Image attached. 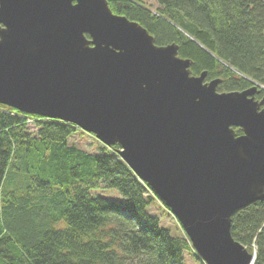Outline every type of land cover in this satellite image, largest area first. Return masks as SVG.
Here are the masks:
<instances>
[{
	"label": "water",
	"instance_id": "1",
	"mask_svg": "<svg viewBox=\"0 0 264 264\" xmlns=\"http://www.w3.org/2000/svg\"><path fill=\"white\" fill-rule=\"evenodd\" d=\"M206 76L107 0H0V105L119 146L202 263L255 264L231 227L264 202V89Z\"/></svg>",
	"mask_w": 264,
	"mask_h": 264
},
{
	"label": "trees",
	"instance_id": "2",
	"mask_svg": "<svg viewBox=\"0 0 264 264\" xmlns=\"http://www.w3.org/2000/svg\"><path fill=\"white\" fill-rule=\"evenodd\" d=\"M107 2L156 45L176 44L192 75L221 79L220 93L264 88V0H157L156 11L144 0ZM79 131L93 137L0 105V264H185V253L204 264L185 233L172 236L153 215L172 214L121 159L119 146L94 137L98 152L91 153L69 143ZM101 184L123 199L93 197ZM231 233L264 264V202L236 212Z\"/></svg>",
	"mask_w": 264,
	"mask_h": 264
},
{
	"label": "rangeland",
	"instance_id": "3",
	"mask_svg": "<svg viewBox=\"0 0 264 264\" xmlns=\"http://www.w3.org/2000/svg\"><path fill=\"white\" fill-rule=\"evenodd\" d=\"M146 6L151 11H156L159 7V4L157 0H144ZM28 131L32 136H36L37 128L29 124ZM77 136H73L69 139V143H76L77 146H79L81 149H85L90 151L91 153H97L98 152V141L93 137L89 135H81V131L77 133ZM91 195L93 197H104L106 199L115 200V201H121L123 199L122 195L115 189L107 188L103 184L100 185L99 188L92 190ZM151 210L153 212L156 211L155 207H151ZM153 214V213H152ZM157 216L161 221V226L163 228H166L170 231L171 235L174 237H184V231L179 224V222L172 216V215H161L159 213L153 214ZM255 251V250H254ZM256 253V252H253ZM185 264H200L197 260L194 259L193 256H191L188 253H185Z\"/></svg>",
	"mask_w": 264,
	"mask_h": 264
},
{
	"label": "flooded vegetation",
	"instance_id": "4",
	"mask_svg": "<svg viewBox=\"0 0 264 264\" xmlns=\"http://www.w3.org/2000/svg\"><path fill=\"white\" fill-rule=\"evenodd\" d=\"M205 82H208V81L205 80ZM263 97H264V92H262V93H260V94H257L255 98H256L257 100L261 101V100L263 99ZM238 131H239V130H238Z\"/></svg>",
	"mask_w": 264,
	"mask_h": 264
}]
</instances>
